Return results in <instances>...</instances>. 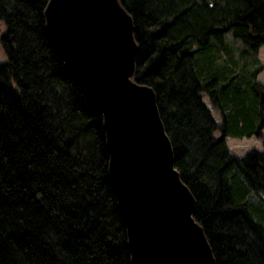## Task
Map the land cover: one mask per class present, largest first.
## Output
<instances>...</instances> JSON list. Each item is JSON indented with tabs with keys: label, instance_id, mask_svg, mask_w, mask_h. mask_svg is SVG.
I'll use <instances>...</instances> for the list:
<instances>
[{
	"label": "trees",
	"instance_id": "trees-1",
	"mask_svg": "<svg viewBox=\"0 0 264 264\" xmlns=\"http://www.w3.org/2000/svg\"><path fill=\"white\" fill-rule=\"evenodd\" d=\"M215 264H264V0H119ZM47 0H0V264H131L101 114L59 58ZM226 137L262 138L231 153Z\"/></svg>",
	"mask_w": 264,
	"mask_h": 264
},
{
	"label": "water",
	"instance_id": "water-1",
	"mask_svg": "<svg viewBox=\"0 0 264 264\" xmlns=\"http://www.w3.org/2000/svg\"><path fill=\"white\" fill-rule=\"evenodd\" d=\"M43 15L59 58L102 116L131 264H215L156 94L133 79L131 15L119 0H47Z\"/></svg>",
	"mask_w": 264,
	"mask_h": 264
},
{
	"label": "rangeland",
	"instance_id": "rangeland-1",
	"mask_svg": "<svg viewBox=\"0 0 264 264\" xmlns=\"http://www.w3.org/2000/svg\"><path fill=\"white\" fill-rule=\"evenodd\" d=\"M4 29L2 21L0 22V33ZM4 58L3 52L0 47V60ZM258 58L263 66V69L259 72V81L264 84V48L261 51V54L258 52ZM264 138V137H263ZM226 145L229 151L237 156H243L246 152L251 149H262V138L257 137H226Z\"/></svg>",
	"mask_w": 264,
	"mask_h": 264
},
{
	"label": "crops",
	"instance_id": "crops-1",
	"mask_svg": "<svg viewBox=\"0 0 264 264\" xmlns=\"http://www.w3.org/2000/svg\"><path fill=\"white\" fill-rule=\"evenodd\" d=\"M263 48H264V45H262V46L259 47V50H258L259 54H261V51H262ZM260 74L261 73L258 74V79H259Z\"/></svg>",
	"mask_w": 264,
	"mask_h": 264
}]
</instances>
